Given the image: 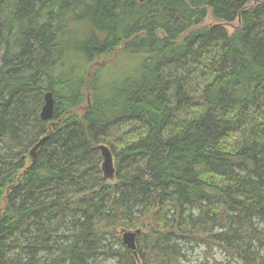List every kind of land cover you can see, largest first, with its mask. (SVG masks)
<instances>
[{
  "label": "trees",
  "instance_id": "1",
  "mask_svg": "<svg viewBox=\"0 0 264 264\" xmlns=\"http://www.w3.org/2000/svg\"><path fill=\"white\" fill-rule=\"evenodd\" d=\"M0 47V264H264V0H0Z\"/></svg>",
  "mask_w": 264,
  "mask_h": 264
},
{
  "label": "rangeland",
  "instance_id": "2",
  "mask_svg": "<svg viewBox=\"0 0 264 264\" xmlns=\"http://www.w3.org/2000/svg\"><path fill=\"white\" fill-rule=\"evenodd\" d=\"M212 22H214V20L212 19L211 16H208L204 20V24H211ZM237 24L238 22L235 20L231 24H224V25L229 31H231ZM1 55H2V47H0V60H1ZM110 58L112 57H109V61H111ZM101 62L102 59L97 60V63H94V65L98 66L99 64H101ZM119 66L123 68L122 65L119 64ZM117 69L118 68H116V66L110 68L111 71H115ZM120 242L122 243L121 240ZM112 243H113L112 246L113 249H117L120 251L126 249V246L123 243L122 245H120V243H116L114 242V240L112 241ZM180 245H182V250H181L182 256L178 257V260L175 264H226L227 263L228 256L219 247H214L212 250L209 251L207 247H205L203 244L198 245L193 242H187L182 240L180 242ZM103 264H119V263L117 259L113 258L106 260ZM230 264H244V263L240 259L235 258L230 261Z\"/></svg>",
  "mask_w": 264,
  "mask_h": 264
},
{
  "label": "water",
  "instance_id": "3",
  "mask_svg": "<svg viewBox=\"0 0 264 264\" xmlns=\"http://www.w3.org/2000/svg\"><path fill=\"white\" fill-rule=\"evenodd\" d=\"M144 1V0H139ZM54 106V99L52 93L47 91L43 96V104L41 106L39 117L43 121H48L52 117ZM47 135L39 139V141L31 148L30 155L33 157L35 155L36 150L41 146V144L46 140ZM97 149L99 150L101 156V171L105 178L111 179L114 175V166L112 155L109 148L104 144H98ZM140 233V229L129 230V229H121V241L129 249L133 255L137 256L136 249V237Z\"/></svg>",
  "mask_w": 264,
  "mask_h": 264
},
{
  "label": "bare ground",
  "instance_id": "4",
  "mask_svg": "<svg viewBox=\"0 0 264 264\" xmlns=\"http://www.w3.org/2000/svg\"><path fill=\"white\" fill-rule=\"evenodd\" d=\"M46 142V141H45ZM48 164V163H47ZM211 215V214H210ZM246 228V227H245ZM261 228V227H260ZM249 232V231H248ZM261 236V235H260ZM234 251V250H233ZM230 252V251H229ZM233 253V252H232Z\"/></svg>",
  "mask_w": 264,
  "mask_h": 264
}]
</instances>
